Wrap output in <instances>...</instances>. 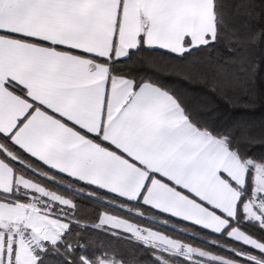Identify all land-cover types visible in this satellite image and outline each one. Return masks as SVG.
I'll return each instance as SVG.
<instances>
[{
	"label": "snow or ice",
	"instance_id": "obj_1",
	"mask_svg": "<svg viewBox=\"0 0 264 264\" xmlns=\"http://www.w3.org/2000/svg\"><path fill=\"white\" fill-rule=\"evenodd\" d=\"M192 66L264 104V0H0V264H264V128Z\"/></svg>",
	"mask_w": 264,
	"mask_h": 264
},
{
	"label": "trees",
	"instance_id": "obj_2",
	"mask_svg": "<svg viewBox=\"0 0 264 264\" xmlns=\"http://www.w3.org/2000/svg\"><path fill=\"white\" fill-rule=\"evenodd\" d=\"M199 71L200 68L197 66L183 69L170 67L163 75L173 87L188 95L204 119L224 126H230L234 121L243 119L259 134L264 128V104L257 101L255 105L249 106L236 98L229 100L227 96L216 92L214 84L208 80L187 81V73L195 76ZM256 151L259 154L264 148L257 144ZM92 214L93 210L90 208H85L81 212L85 219L90 218Z\"/></svg>",
	"mask_w": 264,
	"mask_h": 264
}]
</instances>
